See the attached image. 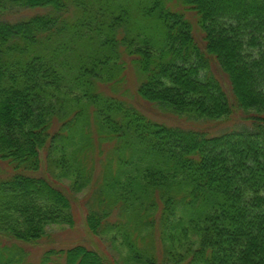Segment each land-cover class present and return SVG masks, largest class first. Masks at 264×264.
Masks as SVG:
<instances>
[{
    "label": "trees",
    "instance_id": "1",
    "mask_svg": "<svg viewBox=\"0 0 264 264\" xmlns=\"http://www.w3.org/2000/svg\"><path fill=\"white\" fill-rule=\"evenodd\" d=\"M128 60L148 103L248 125L149 117L102 89ZM87 186L88 229L123 252L76 243L39 264H264V0H0V264H32L23 244L74 225Z\"/></svg>",
    "mask_w": 264,
    "mask_h": 264
},
{
    "label": "rangeland",
    "instance_id": "2",
    "mask_svg": "<svg viewBox=\"0 0 264 264\" xmlns=\"http://www.w3.org/2000/svg\"><path fill=\"white\" fill-rule=\"evenodd\" d=\"M33 13H35V10L10 8L9 11H5L2 14V18L15 20L22 16ZM189 16L193 22L196 35L200 37L201 35L198 29L196 18L192 14H189ZM213 69L216 74H219V76L222 75V72H220L217 68L214 67ZM125 74V80L118 86H111L102 83V89L111 96H117L133 104L142 112L155 120L179 125L182 127L205 129L212 133H221L222 131L231 128L248 125V122L241 117V113H237L232 119L228 121L214 123L206 122L202 119H191L184 115L178 116L172 112L164 111L157 105L148 103L136 93V89L141 80L139 78L138 70L132 61L128 60ZM221 79L224 81V77H221ZM225 85L227 86V79L225 80ZM100 169L101 164L98 161L96 172H99ZM63 181H65L64 184H68L66 183L68 182L67 180ZM92 193L93 191L89 186H87V188H85L83 191L76 192L75 194L72 193V210L75 220L74 225L71 226L68 223L63 225H52L49 228L51 231L52 241H44L40 245L23 244V248L26 250V252H28V256L26 257L28 262L32 264H39L41 257L48 249L66 248L76 243H85L94 249H100L101 251L115 257L118 256L121 251L123 252V250L119 249V246H114L105 235H94L92 231L88 229L86 224V216L88 214V208L90 207ZM0 239L6 242V240L9 238H6L0 234ZM8 242H10V240H8Z\"/></svg>",
    "mask_w": 264,
    "mask_h": 264
}]
</instances>
